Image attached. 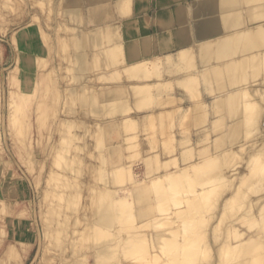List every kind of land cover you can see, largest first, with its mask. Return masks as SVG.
Segmentation results:
<instances>
[{
  "label": "bare ground",
  "instance_id": "obj_1",
  "mask_svg": "<svg viewBox=\"0 0 264 264\" xmlns=\"http://www.w3.org/2000/svg\"><path fill=\"white\" fill-rule=\"evenodd\" d=\"M72 1L74 2V0H71V3ZM75 3L81 6V8L88 6L86 13L85 11H83V13L79 11L80 14H78V18L81 22L87 19L84 20L87 29L85 33L81 35L82 37L84 35L87 36L85 41L82 42L80 39L82 43H78L77 38H79L80 35L76 36L75 34V36L73 35L71 37L69 35V40L67 39L68 41H66L67 46L69 45L72 48L77 45V47L80 46L81 49L78 52L76 47L74 53L66 52L68 55H63L64 57L68 56V59H71L83 55L82 59H78H81V62L89 67V58L84 55V49L86 48L94 52L93 59L95 61V69L115 68L125 62L126 64H124V66L127 68L121 70V65V69H119L122 72H115L117 74L115 76L113 74L111 79L110 76L106 74V76H103V83H106L109 79L116 81V77L119 78V72L121 74L125 69H131H129L128 66H133L134 68L139 66V69L143 67V70H145L144 66L158 61L163 57L167 56L168 59H171L172 53L170 52L174 48L173 38H176L179 45L183 46H181L182 49L179 53V57L181 59L186 58L185 60H188V63H179L171 59V64L168 66V73L174 76L176 73L181 72V70L191 68L197 70L198 68L196 80L186 82L185 80L176 79L175 81L177 83L188 84L189 86L200 84L210 93L211 98L210 102L206 97L205 99H199L198 101L200 102L197 104V108H195L196 106H194V109L192 108L194 111L191 117V122L193 123H191L192 127H201L204 123L206 124L207 119H209L208 114L211 112H215L214 114L219 115V117L217 116L218 118L216 120L214 119L213 128L209 126V129L214 131H211L212 134L214 133V138L210 137L212 138L211 145L210 143L201 145L200 142H197V153L195 152L197 155V164L194 165L195 168H189L190 170L187 169L183 171L182 179H184V174H190L192 170L193 172L194 170L197 172V174L194 172L192 175L193 177L196 175L194 178L197 182L195 187L191 189L190 195L185 197L183 194L184 197H180L182 199H178L175 203V206L178 208L173 210L172 213L154 219V216L158 215V213L165 208L163 207L164 204H162L165 198L164 192L162 193L160 190L156 191L158 185L155 184V181L159 179L166 169H168L171 162H167L166 160L165 163L161 166L159 165V167L157 164H152L154 159H148L145 163L146 172L143 181H140L141 183L135 181L132 186L127 188H122L120 186L114 188L109 187L111 180H108L109 177L107 178V176L106 179L102 178V182H100L101 185L98 184V186H95L93 183H88L86 176H95L94 174L97 173H101L102 175V173L109 169L104 167L107 159L110 157V160L113 162L114 160H112L113 158L111 159V156L115 157L117 152L121 151L120 146L117 148V146L114 145H109L107 150L103 149V147L105 148V145H103V138L107 136L108 133H111L107 130H114V127H112L113 129L110 127L118 122L116 117L111 118L113 115H116V113H127L132 109H143L149 105L146 103L149 102L150 98L147 99L145 105L143 103L144 106H141L139 100L142 98L144 99V96L151 98L154 96V98H156L157 96L158 98L154 100V104L151 107V113H153L156 118L168 108V105H177L179 102L178 98L173 97L169 99L165 96L164 92L171 82L170 80L161 81L151 89L146 88V81L143 77L146 75V71H143L142 75H140V70H137L139 74H136L142 77V81L138 80L135 85L132 84L131 87L133 86V89L128 88L131 89V92L127 93L128 96L125 91L124 93L126 96L121 93L126 99H131L132 102L130 101V103L132 104H127L126 101H129L120 95V92L125 90L123 87L128 85L127 83L123 82L116 87L108 89V94L104 95L105 92H103L100 102L94 103L97 107L93 110L95 117L102 119L96 122L91 120L87 121L89 125L94 123V125L89 128V131L94 133V138L86 142L85 148H87V150H85L86 152L83 156L79 154L74 155V153H72V158L74 159L78 158L77 160H80L79 158H84V160H81L84 161L85 170L81 173L85 175V177L80 178L72 175L70 177L71 183H73V186L77 189H72L70 192L68 191V193L65 191L66 193L64 194L68 197L67 201L71 203V199L73 201V198H77L80 192L82 195L80 188L84 187L85 191L83 192L86 193V195H84L86 198H83V200L86 199V202H78V206L74 207V205L69 204V202L67 205L66 201L63 200H66L67 197H64L62 200L68 206H66V208H69L68 213V210L65 212L66 209L63 207V203L56 200L60 203H52V206L54 205L57 207L55 209L53 208L54 210L52 209L51 216L53 212L55 215L51 218L52 222L51 220L50 222L46 221V214L41 212L44 224V235L45 237L48 236V238L51 236L50 233L52 228H54V223L56 227L58 224L63 223L62 226H66L65 230L68 229L67 225L69 224H71V227L78 222L82 225L80 228H71V230L69 229L66 231L68 235V239L66 240H62L59 236H55V239H50V241L54 242L55 246L61 245L58 249L61 259L56 264H125L126 261H123V253L125 251H127V253H124L125 256L128 255L129 258L131 257L132 259L138 260L140 263L149 261L161 253V255L164 254L163 258L166 264H264V0H190L188 3H178L176 8V21L179 24V29L177 28V30H175L174 36L165 37L161 35L155 38V35H147L140 40V43L137 41L133 46L129 47L127 53H124L120 47L111 48L109 51L97 50L103 44L102 32L104 33V31L102 30L108 27L110 31V27L114 29V26L117 25L116 22L113 26L112 21L115 22L117 16H121V14H119L122 5L120 1L110 3L103 0H76ZM170 22L171 20H169V23L163 22L162 26L170 30L169 28L174 26H171ZM62 23L63 22H60L59 24L61 25ZM108 23L111 24L110 27V24L107 25ZM32 24L33 23H30L17 29L12 36V40L16 45L15 47L18 50L15 56L17 61L16 68L21 69L22 72L25 70V73L20 77L21 84L18 83L19 92L22 96L31 95L32 93L33 96L34 93L36 95L38 92V90H33L37 81H35L33 77L30 78L34 73V70L31 68V63H29V59L33 57L31 51H38L40 48L39 45L35 46L32 44V41L29 39L31 33H35L33 30H30ZM102 25H105V28L103 27L101 31L98 30V27L100 29ZM108 28L105 29V32ZM19 46H22V48ZM95 47H97L96 50ZM184 47L185 50H183ZM20 49H26V51L19 53V51H22ZM40 51L41 49L39 53ZM189 56L192 57L189 58ZM187 58L192 59V61L190 60V62ZM90 67L92 68V66ZM133 67L132 69L134 70ZM86 68L83 70L88 69ZM13 69H15V66L12 70ZM111 70L108 72H111ZM113 70H116V68ZM113 70L112 73H114ZM128 70L127 72H129ZM88 71H90V68ZM129 73H127V75ZM131 73L132 77L135 78L133 75L136 74L133 72ZM17 77H19V75H17ZM99 78L101 79V77ZM97 84H95V86L93 85L94 87L92 86L95 93L94 91L92 92L93 88L91 87L92 90L89 88V94L85 91L86 95L83 96L79 94V92H81L79 90L85 89L86 85L82 83L78 87V96L80 95L81 97L77 96L76 104H78L79 107H83V111L85 109L84 107H94L92 104L93 99L96 97L98 98V94L101 91L100 88V90H98ZM103 85L104 84H102V87ZM31 90H33V92H31ZM82 92L84 93V91ZM109 92H118L119 96L115 97V93L109 95ZM22 99H25V97ZM22 99L20 98V102ZM120 99H122L121 102H119ZM123 100L124 102H122ZM20 102L15 98L14 100L10 99L9 103L11 109L10 112L8 111L6 119L8 118V121L12 122L14 118L13 121L17 122L18 128L21 126L19 129L22 131L21 129H23V127L21 125V120L26 117V112L24 110L19 112L18 110H12V108L17 109V107L20 106ZM68 109L69 108L62 111L63 116L59 120L60 127L63 126L61 124L65 123L67 120H71L69 119L70 117L67 116L71 113ZM17 115L20 117H17ZM103 116H106V118H103ZM160 116L162 118H158V120L161 119L160 121L164 123V125H168L164 119V115ZM136 119L137 116H129L122 119L121 124L127 123L128 125V123ZM129 125H133V123ZM81 126L79 125L80 129H82ZM84 126L85 124H83V127ZM95 126H99L100 128H93ZM84 129H86V126ZM97 131L101 133L98 135L96 134ZM74 132L72 135L70 133V135L73 136V134H75ZM79 134L77 133V140ZM163 134L164 132H162V135ZM75 136L72 138L74 139ZM61 138L63 137L61 136ZM58 142L57 140L52 150L49 151L51 157L56 153H54V151L56 150L55 148ZM64 142L61 143L64 144ZM70 144L71 142L69 145ZM95 148L98 149L97 152L94 151ZM152 150L154 151V149ZM240 151L244 152L238 153ZM235 153H238L236 159L233 157L236 156ZM31 154H27V156L29 155V159H32L34 156V154ZM90 157L95 158L98 162L95 163V160H90ZM68 159L69 157H67V160ZM184 160L185 159L179 161L178 164L182 163ZM64 162L67 161L64 160ZM64 167L67 166L64 165ZM75 169L73 171H75ZM88 173L90 175H88ZM89 178H92V176ZM215 179H219V181L215 182ZM168 184H172V180L160 186L166 188ZM178 184H180V182ZM185 185L183 183V186ZM149 186L151 190L148 192L149 189L147 188H150ZM98 188L101 190V192L97 190V194L99 195L100 193V197L95 195V193L93 194L92 191V189L96 191ZM153 188H155V190ZM122 191L124 194H122ZM174 192H176V190L169 193L175 196ZM60 193L61 192L57 194ZM169 193L165 195L169 196ZM184 199H191V204L188 207L184 204L182 208L179 205H181ZM129 200L132 201V204L128 207L127 201ZM163 203H165V201ZM98 205H100V207L96 209L95 206ZM92 210L94 215H92V212L90 213L91 215H89L88 213ZM123 211L128 212V220L123 217ZM85 212L88 215H86ZM83 213L84 215H82ZM85 215L86 217H84ZM54 218L55 220H53ZM111 219L113 220L110 221ZM132 220L135 222L129 225L128 228H126L125 225H122L123 228H120L121 223L130 222ZM165 220H178L182 222L181 227L183 229H181L183 233L174 235L173 237L166 236L165 233L160 231L161 225L166 222ZM108 222H113L110 224L111 228L101 229V224L104 223L103 225L107 226L109 224ZM50 225H52L51 228L49 227ZM147 225L152 228V231H150L151 235L155 234V246H150L148 236L143 234L144 232L142 229ZM47 227L50 229L45 230ZM64 227H62V230ZM102 228H104V226ZM89 229L95 230L94 234L97 236L99 235L101 238L104 237L103 241L105 243L98 242L95 245H85L84 247L78 248L77 241L86 238L90 231L88 234L84 232ZM125 229L128 230V233L119 235L120 231ZM55 233L61 235L62 231H56ZM111 235H114V238L109 242L108 239ZM12 237L11 243H15L16 238L14 237L15 240H13ZM159 242H161V246L156 244ZM153 247L154 250L151 251ZM147 250H150V257L145 256Z\"/></svg>",
  "mask_w": 264,
  "mask_h": 264
},
{
  "label": "rangeland",
  "instance_id": "obj_2",
  "mask_svg": "<svg viewBox=\"0 0 264 264\" xmlns=\"http://www.w3.org/2000/svg\"><path fill=\"white\" fill-rule=\"evenodd\" d=\"M75 1L76 0H74V2L72 1L71 3V0H0V264H56L61 259L58 251L61 245L59 244L58 246H55L54 242L50 241V239L52 240V238L55 239V236H59L62 240H66L68 239L66 231H68L69 229L71 230V228H80L82 227V225L80 224V222H78L77 224L75 223L76 225H73V227H71V224H69L67 225L68 229L65 230L66 226H62L63 223L58 224L57 227L54 223L53 227L55 229L52 228L51 233L48 231L51 235L49 236L50 238H48V236L45 237L44 235V224L42 221L41 212H43V214H46V221L50 222L51 220L52 222L51 218L55 216L54 212L51 216L52 209L57 208L54 205L52 206V203H63V207H65L66 212L69 209L66 208L68 202L69 204H73L74 207L78 206V202H86V199H84L85 201L83 200V198H86V196H84L86 195V193L83 192L85 191L84 187L80 188V191H82V195L80 192V194L77 195V198H73V201L71 199V203L70 201H67V195H64L66 192L68 193V191L70 192V190L72 189H77L73 186V183H71L70 177L72 175L80 178L85 177V175L81 173L85 170V165L83 164L84 161H82L84 160V158L81 157L79 158L80 160H77L78 158L74 159L72 158V153H74V155L79 154L83 156L86 152L85 150H87V148H85L86 142L94 138V133H91L89 131V128L92 127L94 123L89 125L87 121L91 120L96 122L97 120L102 119L95 117V115L93 114V110H95L97 107V105L95 106L94 103L100 102L102 93L105 92L104 95L108 94V89L116 87L124 82L128 84V87H123V89L125 90H122L120 92V95L122 96V94H124V96H126L127 93L131 92L130 90L133 89V86L131 87L132 84L135 85L138 80L142 81V77L139 75L137 76L136 74L139 70L140 75H142L143 71H146V75L143 76L144 80L146 81V88L151 89L161 81H171L165 89V96L169 99L176 97L178 98L179 102L177 105H168V108H166L164 112L160 114L164 115V119L169 126L164 125V123L160 121L161 119L158 120V118H162L160 115H157L158 117L155 118V115L151 113V107L154 104V100L158 98L157 96L156 98H154L155 96L152 98L144 96V99L142 98L141 100H139L141 106H144L147 99L150 98L149 102L146 103L149 104V107L147 106L143 109H132L127 113H116V115H113L111 118L116 117L118 122L114 126L110 127L111 129H113L112 127H114V130H107L111 133L107 132L108 135L103 138V145H105V148L103 147V149L107 150L109 145H114L117 146V148H119L120 146L121 151L117 152L115 157L111 156V159L113 158L112 160H114L113 162L110 160V157L108 158L110 161L107 159L108 162L106 161L104 167L109 169L106 172L102 173V175L101 173H97L94 174L95 176L91 175L92 178H89L91 176H86L88 179V183H93V185L98 186V184L102 182V178L106 179L107 176V178L109 177L108 180H111V184L109 185V187L114 188L120 186L122 188H127L132 186L133 182L135 181H138L139 183H141L140 181H143L146 172L145 163L146 161H148V159H154L152 164L154 163V165L157 164L158 166L163 165L167 160V162H171L168 169H166L164 173L159 177V179L155 181V184L158 185V189L156 188V191L160 190L162 193L164 192V197L167 199L164 198V200L162 201V204H164L163 207L165 208L163 209V211L159 212L158 215L154 216V219L159 216H167V214L172 213L173 210L178 208L177 206H175L176 201L178 199H182L184 197L183 194L185 195V197H188L191 193V189L196 185L197 181L194 178L196 175L194 177L192 176L196 170H194V172L192 170L190 172L191 175L189 173L184 174V179H182V174L184 173V170L195 168L194 165L197 164V142H200L201 145H205L208 143H210L211 145L212 138L210 137L214 138V133H211L212 130L209 129V126L213 128L214 119L216 120L219 117V115L214 114L215 112H211L210 114H208L209 119H207L206 124L204 123L203 125H201V127L197 125V127H192L193 123L191 122V117L193 116L194 112V106H196L195 108H197V104L200 102L198 100H201L203 98L205 99V97L210 102V93L206 91L200 84L189 86L188 84L177 83L175 81L176 79L185 80L186 82L196 80L198 68L197 70L195 68L181 70V72L176 73V75L174 76L168 73V66L169 64H171V59L176 60L179 63H188V60H185L186 58H182V60L179 57V53L183 47L182 45V47L179 45L180 47L175 52H170L172 53L171 59H168L167 56L163 57L158 61H154L150 64H147V66H144L145 70H143V67H140L142 70L139 69V66L136 68H134L133 66H128V68L131 69H125L126 71L124 70L121 74V70L127 68L124 66V64H126L125 62L121 63L118 67H115L116 70H113L115 69L114 67H108L107 69H95V61L93 59L94 52H91L86 48L84 49V55L89 58V67L81 62L83 55L80 57H76L77 59H68V56L64 57L63 55H66V52L74 53L75 48L77 47V45L73 46L72 48L69 45L67 46L66 41L69 40V35L70 37L73 35L75 36V34L76 36H81L82 33H85L87 29L86 24H84V20L87 19H84L81 22V20L78 18V14H80V12L83 13V11H85L86 13L88 6H84L81 8V6L77 5ZM103 1H107L110 3L120 1L122 3L119 11V14H121V16L117 14L118 16L115 19L116 21H112V25H115V23L117 22L116 26L113 25L114 29H112L113 27H110L111 22L107 24H110V31L106 24L105 25L108 28L106 32L105 29L107 28H105V25H102V27L100 26V29L98 27V30L100 31L103 29V27L105 29L102 30L104 31V33L102 32L103 44L98 49V46L95 47V50L97 49L109 51L111 48L120 47L122 51H124V53H127L129 47L133 46L137 41L138 43H140V40L145 36H153V34H149L156 32L154 26H152V24L150 23L152 21L153 23L159 21L157 22V24L162 26L163 22L169 23V20H171L170 24L171 26H174L170 27L169 29H173L174 34L175 30H177V28L179 27V24L176 21V8L178 6V3H188L190 0ZM152 14H156L160 18H163L165 16L167 17L163 19H157L154 15L152 16ZM60 22H63V25H60ZM30 23H33L30 27V30H33L35 33H31L29 39L35 46H40L39 50L41 49L40 53L39 50L31 51L33 57L32 59H29L31 68L34 70V73L30 78L33 77L34 80L37 81L33 90H38V92L36 95L34 93L33 96V93L31 95L29 94L26 96H22V94H20L19 92L20 89L18 87V83L21 84L20 77L23 73H25V70L22 72L21 69L16 68L17 61L15 56L16 53H18V50L15 47V42L12 40V36L17 29L24 27ZM162 27L166 29L165 26ZM80 36L79 38H77L78 43H82L83 41H85L87 35H84L83 37ZM156 37L157 34L155 35V38ZM80 39L82 40V42H80ZM108 40L112 42H109ZM60 41L64 44H61ZM19 47L22 48V46ZM80 49V46L77 47L78 52L80 51ZM20 50L22 51H19V53L26 51V49ZM183 50H185V47L183 48ZM87 55L91 56L89 57ZM191 57L192 56H189V58ZM190 60L192 61V59H189V61ZM14 66L15 69L12 70ZM80 66H82L81 68L87 67L88 69L86 68L87 70H83L85 68L81 69L79 68ZM90 66H92V68ZM120 66L122 67V69ZM132 67L134 68V70L132 69ZM89 68L90 71H88ZM111 69L114 71V73H112ZM110 70L111 72H108ZM127 70L130 73L127 72ZM118 71H120L118 73L119 78L116 77V81L110 80L111 76L113 77V74L115 76L117 74L115 72ZM131 72L136 74L133 75L135 76V78L132 77ZM127 73H129L128 75L130 76H128ZM105 74L110 76V79L108 82L103 83V76H106ZM17 75H19V77H17ZM99 77H101L102 82ZM82 83L86 85V88L79 90L81 91L79 92L80 95L82 94L81 96L86 95V93L90 89L92 90V88L97 83L98 90L101 89L100 93L98 94L99 97L93 99L92 104L94 105V107H84V111L83 107H79V105L76 104L78 87ZM102 84H104L103 87ZM33 90H31V92H33ZM82 91H84V93ZM93 91L94 88L92 92ZM109 93V95H113L115 92ZM114 95L115 97L119 96L118 92H116ZM24 97L25 99H22ZM14 98L19 102L20 98L22 100L20 102V106H18L17 109L12 108V110H18V112L24 110L26 112V117L21 120V125L23 127V129H21L22 131H20L19 129L21 128V126H19L18 128L17 122L13 121L14 118L12 119V122L8 121V118L6 119L7 113L8 111L10 112L11 109L9 101L10 99L14 100ZM123 98L126 99V97ZM121 100L122 99L118 101L121 102ZM126 100H128L129 102H127ZM126 100L125 101L127 104H129L131 101V99L129 100L128 98ZM122 102H124V100ZM67 108H69L68 111L70 110L71 112L69 113L70 116L67 115L71 120H67L68 122L66 121L65 123L61 124L63 126L60 127L59 120L63 116L62 111ZM129 116H137V119L135 120L136 122L132 121L128 123V125L133 123V125L129 126L127 125V123L122 125L121 120ZM17 117L20 116L17 115ZM103 118H106V116H103ZM83 124H85L86 129H84L85 126L83 127ZM79 125H82V129H80ZM93 128L100 127L95 126ZM59 132L63 134H60ZM73 132L75 133L73 134V136L76 135L74 139L72 138L73 136H71ZM162 132H164L163 135ZM77 133H80L78 140L76 138L78 136ZM100 133L101 132L99 131L96 132V134L98 135ZM208 133L209 135L211 133V135L209 136ZM61 136L63 138H61ZM57 140L59 142L61 141L62 143L64 141L65 142L64 144L58 142L55 148L56 150L54 151V153H56L53 155V157H51L49 155V151L52 150L53 145L56 144ZM184 140H187L188 142H185ZM69 141L71 142L70 145ZM73 141L75 144L73 143ZM65 145L69 146L66 147ZM152 149H154V151ZM94 151L97 152L98 149L95 148ZM243 152L240 151L238 153ZM28 153H32L31 155L34 154L32 159H29V155L27 156ZM238 153H235L236 156H233L235 159L238 157ZM67 157H69V159L71 157L70 161L69 159L67 160ZM183 159L185 160L182 161V163L178 164V162ZM64 160H66L67 162H64ZM90 160L94 161L95 158L90 157ZM97 162L98 161L95 160V163ZM77 163L81 164L78 165ZM64 165L67 167H64ZM74 169L75 171L77 170L76 173L75 171H73ZM195 174H197V172H195ZM88 175L90 174L88 173ZM171 180L172 184H168L166 188H162L160 186L161 184H165L166 182H170ZM217 181H219V179H215V182ZM179 182L180 184H178ZM182 182L184 183V185H186L183 186ZM147 189H149V192L151 190V187ZM153 189L155 190V188ZM97 190L100 189L98 188L96 189V191L92 189L93 194L95 193V195H98ZM175 190V196H172V194L169 192H173ZM59 192L61 193L57 194ZM166 193H169V196L165 195ZM122 194H124L123 191ZM64 197H67L66 200L63 199ZM98 197H100V193ZM62 199L66 201L67 205L63 202ZM190 200L191 199H184L179 206L183 208V205L186 204L185 206L188 207L191 204ZM164 201L165 203H163ZM172 201L174 202V204ZM127 203V206L129 207L132 204V201L129 200L127 201ZM99 207L100 205L95 206L96 209ZM67 212L69 213V210ZM91 212L92 215H94L93 210L87 213L91 215ZM122 214L123 217L128 220V212L123 211ZM82 215H84V213ZM86 215L84 217H86ZM53 220H55V218ZM112 220L113 219H111L110 221ZM165 221L166 222L161 225L160 231L165 233L166 236L173 237L174 235L183 233V228L181 227L182 222L178 220ZM134 222L135 221L133 220L130 222H123L121 223L120 228H123L122 225H125L126 228H128V226ZM108 223L109 224L107 226L103 225L104 223L101 224V226H104V228H102L101 226L99 227H101V229H110V224H112L113 222ZM49 227L51 228L52 225H50ZM62 227H64L63 230ZM50 228L47 227L45 230H49ZM56 231H62L61 235L59 233H55ZM94 231L93 229L86 230L84 233L87 232L88 234L89 232L90 235L88 234L86 238L77 241V247L81 248L85 245L91 246L95 245L98 242L105 243L103 241L104 237L101 238L99 235L97 236L96 234H94ZM142 231L144 232L143 234H146L148 236L150 246H155V234L151 235L150 233V231H152V228L147 225L144 226ZM125 233H128L127 229L121 230L119 235H124ZM11 237L13 238V240H15L14 237L16 238L15 243H11ZM112 238H114V235H111L108 241H112ZM156 244L160 246L162 245L161 242ZM152 250H154V247L151 249V251ZM149 252L150 250H147L145 256L150 257ZM124 253H127V251H125ZM124 253L123 261H126L125 264H166L163 258L164 254L161 255V253L159 255H156L155 258L142 263H140L138 260L132 259L131 257L129 258L128 255L125 256Z\"/></svg>",
  "mask_w": 264,
  "mask_h": 264
},
{
  "label": "crops",
  "instance_id": "obj_3",
  "mask_svg": "<svg viewBox=\"0 0 264 264\" xmlns=\"http://www.w3.org/2000/svg\"><path fill=\"white\" fill-rule=\"evenodd\" d=\"M158 2V1H157ZM155 16L157 19H163V18H165V17H167V16H165V17H163V18H160V17H158L156 14H152V16ZM151 24H152V26H154V28H155V33H149V34H153V35H156L157 34V36H159V35H164V36H166V37H171V36H174L173 35V30H166V29H164L162 26H160V25H158L157 23H152V22H150ZM173 46H174V48L172 49V52H175L180 46H179V42L176 40V38H173Z\"/></svg>",
  "mask_w": 264,
  "mask_h": 264
}]
</instances>
